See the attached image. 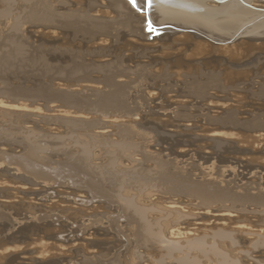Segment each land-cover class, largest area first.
Returning a JSON list of instances; mask_svg holds the SVG:
<instances>
[{
  "label": "bare ground",
  "instance_id": "1",
  "mask_svg": "<svg viewBox=\"0 0 264 264\" xmlns=\"http://www.w3.org/2000/svg\"><path fill=\"white\" fill-rule=\"evenodd\" d=\"M0 17L3 19L7 18L12 23L13 28L11 29H14L16 38L15 42L12 39V42H14L13 60H15L16 65L21 69V72L25 70L29 71V73L31 72L34 77H46V89L49 90L48 97L51 100V111L54 117L56 116L55 119L68 121L66 123L72 124L73 127L74 125L75 127L78 126L77 124L80 121L82 124L83 120H89V118L93 119H90L92 124L87 122V124L90 123L91 125H95L96 120L98 122V120H102L101 118H106V121L109 119L115 124L114 126H117L115 127L117 133L119 126V129L122 130H119V133L123 132L126 134L127 131L136 128V125L131 121L134 117L140 116V110L138 109L140 106H137L140 102L149 101L154 94L152 91L159 90L157 86L159 79L152 84L150 83L151 80L167 72L192 78L193 81L187 84L190 93L200 97L203 102L207 103V107L210 110H225L227 108L226 103L217 100L216 102L213 101L217 95H208V89L217 93L227 94L231 92L232 85L247 77L249 71L259 73V66L264 58V0H135V7L129 3V0H0ZM10 30L9 32H11ZM11 45L9 46L11 47ZM2 59H5V57ZM2 65L4 64L2 63ZM4 104L3 101H0V107L10 106L15 109H23L16 104ZM109 122L107 123L110 124ZM219 122L224 127L226 125L228 127L238 126L237 122L229 119L228 116ZM111 125V128H114L113 124ZM251 125L253 126V124ZM68 127L70 126L68 125ZM106 127L108 126L101 129L105 130ZM75 131L79 132L80 130L75 129ZM232 136L231 133L213 131L207 139L211 140L217 147H227L230 144L224 138ZM32 137L35 139L34 136ZM257 137V140H261L260 136L257 135ZM84 146L82 151L84 154H88L87 145L84 144ZM34 156L38 158L39 155ZM30 157L27 159V156H24V159L26 158L25 161L23 158V160L16 158L15 155L0 154V164L7 163L8 165L11 162L15 169L29 177L22 180H12V184L16 186L20 184L21 186L14 187L13 190L17 194H27L24 192L23 185L30 186L33 184L34 182L30 178L40 181L42 184L43 181L47 184L52 182V177L43 169V162H37V159L30 160ZM79 173L82 174L83 172ZM87 176L85 175V178ZM213 176L219 178L216 175ZM176 177L178 180V176ZM189 177L191 178V176ZM70 180L67 182H70ZM92 180L94 179L92 178ZM4 181L0 182V184L4 185ZM181 181H186V179ZM190 181L193 182V180ZM82 182L84 181L82 180ZM91 182L87 185L88 187L92 184ZM102 182L104 181L102 180ZM174 182L177 181L174 180ZM71 184H73V181ZM226 184L221 180L207 178L203 182L201 180L200 183L186 186L187 188L184 186L183 188L187 189H184L187 192L184 191L186 196H191L197 201V207L200 206L201 209L204 207L203 210L206 211L200 214L196 212L198 215L196 213H188L186 215L181 208V210H173L176 209V205L172 204L171 208L173 209L170 214H174V219L176 218L173 225H170L171 221L168 225H164L155 219L154 222L151 221L146 216L147 208L145 209V207L143 208L137 204L133 197L128 198L124 194L116 193L117 196L115 194L114 198L120 203L122 209H119V212H121L117 213L116 217L110 216L108 222L114 226L111 230L115 229L114 232L122 237L126 234V224L129 223L128 225L135 226L136 232L132 233L133 236L137 234L136 237L138 238L139 236L138 239L140 241L146 237L159 243L160 249L171 260L174 257L173 251L181 252L180 257L177 256L179 258L177 259L178 264H201L199 257H202L201 259L204 257L205 260L206 256L208 257V253H211L215 258L216 264H239L240 262L236 258H231L237 253L238 255L243 254L252 257L253 260V254H258L257 249L262 248L259 246H264V233L259 230L260 228L257 229L254 225L251 226L247 223L246 220L249 218L244 216L242 212H249L247 203L259 204L264 207V191L260 187L246 190V188L235 186L233 188V186ZM92 185L96 189L98 188L96 183ZM95 187L92 186V189H90L91 187L89 189L93 190ZM83 188L78 186V190H86V188ZM96 189V192L102 191L101 193H96L99 198H102V201L111 197L107 194L108 192H105L106 190H101L102 187L101 189L98 188L99 191ZM179 189L181 190L182 188L179 187ZM51 190L52 188H50ZM90 190L87 192H90ZM71 192L73 195L76 193ZM94 196L96 197V195ZM77 197L75 196L74 199ZM95 197L93 198L96 199ZM83 200L85 199L83 198ZM62 202L67 205L65 210L71 211L69 215H73L70 218L71 220L76 219L77 215L81 216L87 210L86 208L89 207L85 208L86 205L80 207L82 205L78 202L79 205L76 204L77 206L75 207H73L75 205L73 202H65L64 200ZM5 203L7 202L0 204L1 209L10 205ZM86 203L89 204L88 202ZM235 203L241 205L240 210L242 212ZM216 205L218 206L217 208L214 207ZM254 206H252L253 209ZM1 209L0 217L3 215ZM188 215H191V218L194 219L193 222L188 220L190 218ZM105 216L109 217V214ZM187 216L189 217L188 219L185 218ZM254 217L257 218V216ZM182 219L187 221L180 223ZM120 220L125 223L121 224ZM61 225L60 227H63ZM110 226L108 225V227ZM80 227H83V225ZM93 232H88L89 234L85 232L84 234L92 236ZM74 239L78 242L83 241V239ZM71 241L70 239H64L60 243L59 248L61 246L63 249ZM128 243L125 245L126 248ZM182 243H184V246H182ZM88 244L92 245L93 242ZM15 249H18V246L5 248L1 253L13 252ZM182 249H185V251H182ZM194 253L197 254V257H193ZM9 255L11 256V254ZM10 256L9 258H14ZM93 258L94 256L88 259L92 260ZM239 258L241 257L239 256Z\"/></svg>",
  "mask_w": 264,
  "mask_h": 264
},
{
  "label": "rangeland",
  "instance_id": "2",
  "mask_svg": "<svg viewBox=\"0 0 264 264\" xmlns=\"http://www.w3.org/2000/svg\"><path fill=\"white\" fill-rule=\"evenodd\" d=\"M5 19H0V68L3 69L0 70V101H3L4 105L16 104L23 109H15L10 106L0 107V152L8 156L15 155L16 158L21 159H24V156L29 159L28 157L32 155L30 160L37 159V162H43V169L52 177V182L50 181L51 183L47 184L43 181L42 184V182L30 178L34 183L30 186L23 185L24 192L27 194H17L13 189L21 186L20 184H17V186L12 184L14 179L22 180L29 177L15 169L11 162L8 165L7 163L0 164V182L5 180L4 185L0 184V204L2 202L3 204L4 202L10 204L6 208H0L1 212L3 211V215L0 217V264H178L177 259H179L181 252L173 251L176 260L174 257H172V260L167 258L166 253L164 254L160 249L159 243L146 237V239L142 238L140 241L139 236L136 237L137 234L133 236L132 233L136 230L135 226L134 228L128 225L129 223L126 224V234L129 236L125 234L122 237L114 232L115 229L111 230L114 226L108 222L110 216L116 217V214L121 212H119V209H122L120 203L114 198L116 193L124 194L128 198L133 197L137 204L143 208L145 207V209L147 208L146 216L151 221L156 220L164 225H168L171 221L170 225H173L176 219H174V214H170L173 205H176V209L173 210L182 209L186 215L188 213L195 214L196 212L200 214L206 211L203 210L204 207L202 209L200 206L197 207V201L189 195L186 196L187 192L184 190L193 183H200L201 180L203 182L207 178H212L221 180L224 184L227 183L226 185L233 186V188L235 186L251 190L260 187L264 191V58L260 63L259 73L249 71L247 77L232 85L231 92L227 94L217 93L208 89V95H217L213 101L226 103L227 108L225 110H210L207 103L203 102L200 97L190 93L187 84L193 81L192 78L167 72L151 80L150 83L152 84L159 79L157 85L159 90L152 91L154 94L150 97L151 99L147 102H140L137 106H142L138 108L140 116L134 117L131 121L136 125V128L127 131L125 134L123 132L119 133L122 130L118 126L117 133L115 128L117 126H114L115 124L109 119L106 121V118H101L102 120L95 121L98 123L97 125L96 123L91 125L90 119L92 118H89L90 121L83 120L85 123L82 121V124L81 121L79 123L75 122L78 123L76 127H80V129L75 127V123L73 127L72 124L66 123L68 121L55 119L56 116L54 117L51 111L52 104L50 105L51 100L48 97L49 90L46 89L47 80L45 76L34 77L31 72L25 70L21 72V69L18 68L15 60H13V48L16 39L14 29H11L13 26L10 20ZM12 39L14 42H12ZM7 53L8 55H6ZM4 57L5 59H2ZM227 116L237 122L238 126L228 127L226 125L224 127L219 121ZM87 122L91 124H87ZM103 124L105 125L101 126ZM111 124L114 128H111ZM105 126L108 127L102 130L101 128ZM71 127L80 131L76 132ZM213 131L231 133L232 137L224 138L230 145L227 147L214 145L211 140L207 139ZM30 132L34 133L31 134ZM49 132L53 133L50 134ZM257 135L261 137V140H257ZM30 143L33 145L31 146ZM84 144L87 145L88 154H84L82 151V148L85 147ZM47 145L49 146L46 148ZM30 147L31 149H29ZM34 155L39 156L36 158ZM24 160L26 161V158ZM215 171L218 175L214 173ZM85 175H88L89 178H87L88 176L85 178ZM176 176H178V180ZM184 176L187 177L184 178ZM70 179H73L72 186L70 185L72 183ZM173 179L177 182H174ZM185 179L186 181H181ZM68 180L70 182H67ZM188 180H193V182L190 181L189 183ZM90 182L92 184L96 183L99 189L102 187L101 190H106L105 192H108L107 194L111 197L102 201V198H99V195L96 194L102 191L96 192V187L91 184L90 189H92V186L95 187L93 189L94 194V191L87 186ZM75 184L79 188L84 186L88 188L84 187L86 190L83 188V191L82 189L78 190V186ZM110 184L111 187L109 188ZM182 184L184 185L182 186ZM122 186L123 188H121ZM184 186L187 187L183 188ZM179 187L182 189L180 190ZM50 188H52L51 191ZM98 188L97 191H99ZM87 189L91 193L87 192ZM71 191L76 192L78 197L76 193L73 195ZM181 191L186 193L183 194ZM92 193L93 195H91ZM75 196L76 199H74ZM87 196L88 201L86 200ZM90 197L93 201L89 199ZM79 198L85 200L81 202ZM63 200L73 202L75 204L73 207L79 205L78 203H81L82 206L80 207L85 205V208L89 207L84 211V215H77L76 219L71 220L70 218L73 215L69 216L71 211L65 210L67 205L62 202ZM85 201L89 204L91 202V204L89 205ZM238 204L235 203L240 210L241 205ZM247 204L248 211L253 210L251 214L240 210L244 216H248L247 223L251 226L254 225L257 229L260 228L259 230L264 233V207L259 204ZM253 205H255V211ZM214 207L217 208L218 206ZM254 212L256 213L254 214ZM106 214H109V217H107L108 215L105 216ZM165 214H168V217ZM198 214L196 213V215ZM188 216L185 218H189L188 220L193 222L194 219L191 218V215ZM184 219L179 222H186L187 220ZM119 222L121 224L125 223L121 220ZM60 225L63 227H60ZM81 225L83 227H80ZM86 227L89 228L88 231L85 230ZM85 232H87L86 234L93 232V235L86 236ZM74 238L83 239V241L78 242ZM64 239L72 241L70 244H66L63 249L61 246L59 248ZM91 241L93 244L89 245L88 243H92ZM125 242H129L127 248ZM182 244L184 246V243ZM12 246H18V249L9 253H1L3 249L12 248ZM124 246L125 248H123ZM259 247H262L257 249L259 256H257V253H255L256 255L253 254L256 260L254 258L252 260V257L243 254L238 255V253L231 256V258H236L240 262L239 264H264V246ZM182 251H185V249H182ZM9 254L14 258H9ZM207 255L208 257L206 256L207 259L205 258V260L204 257L203 259L199 257L200 263L216 264L212 254L208 253ZM93 256L92 260L88 259ZM193 257H197V254L194 253Z\"/></svg>",
  "mask_w": 264,
  "mask_h": 264
},
{
  "label": "snow or ice",
  "instance_id": "3",
  "mask_svg": "<svg viewBox=\"0 0 264 264\" xmlns=\"http://www.w3.org/2000/svg\"><path fill=\"white\" fill-rule=\"evenodd\" d=\"M129 3L133 4V7H135V0H129Z\"/></svg>",
  "mask_w": 264,
  "mask_h": 264
}]
</instances>
